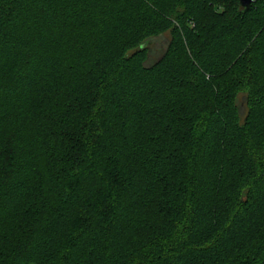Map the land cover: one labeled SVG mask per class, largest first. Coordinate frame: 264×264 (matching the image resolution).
Masks as SVG:
<instances>
[{
  "label": "trees",
  "instance_id": "1",
  "mask_svg": "<svg viewBox=\"0 0 264 264\" xmlns=\"http://www.w3.org/2000/svg\"><path fill=\"white\" fill-rule=\"evenodd\" d=\"M0 264H264V0H0Z\"/></svg>",
  "mask_w": 264,
  "mask_h": 264
},
{
  "label": "rangeland",
  "instance_id": "2",
  "mask_svg": "<svg viewBox=\"0 0 264 264\" xmlns=\"http://www.w3.org/2000/svg\"><path fill=\"white\" fill-rule=\"evenodd\" d=\"M170 36V32H165L163 34H160L159 36L157 35L151 38L149 44V50L151 51L150 53L157 57L162 51H164L168 47ZM244 111H246V107L241 104L240 112L243 113Z\"/></svg>",
  "mask_w": 264,
  "mask_h": 264
},
{
  "label": "water",
  "instance_id": "3",
  "mask_svg": "<svg viewBox=\"0 0 264 264\" xmlns=\"http://www.w3.org/2000/svg\"><path fill=\"white\" fill-rule=\"evenodd\" d=\"M256 0H240L241 6H243L246 10L249 9Z\"/></svg>",
  "mask_w": 264,
  "mask_h": 264
}]
</instances>
